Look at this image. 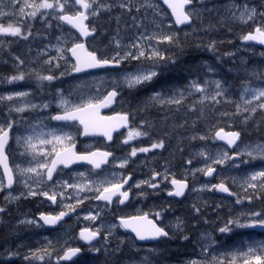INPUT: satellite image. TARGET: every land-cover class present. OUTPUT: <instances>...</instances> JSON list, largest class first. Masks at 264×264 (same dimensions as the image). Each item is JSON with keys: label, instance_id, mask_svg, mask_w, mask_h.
<instances>
[{"label": "snow or ice", "instance_id": "obj_1", "mask_svg": "<svg viewBox=\"0 0 264 264\" xmlns=\"http://www.w3.org/2000/svg\"><path fill=\"white\" fill-rule=\"evenodd\" d=\"M163 3L171 10L170 17L174 18V20L169 19L168 28L173 24L188 25L194 19L201 17L197 0H163ZM0 5H3L0 7V17L6 15L19 17L15 23L6 25L0 23V56L7 52L13 68L12 74L0 75V85H16L20 82L35 85L34 89L0 92V192L7 193L3 205H0V223H3L2 218L7 212L8 205L34 197H42L52 204H59L63 210L55 214L41 212L36 218L25 217L18 220L19 225L36 227L62 225L65 217L75 214L80 205L89 199L86 194L89 192L94 194L91 198L103 201L107 207L113 204L114 198L119 204H124L130 199L133 189L138 190V195L146 196L148 193L143 191L145 186L155 193L161 188L162 183L168 182L171 188L167 191V195L182 197L189 188L188 175L195 177L196 173H201L213 177L217 173V166L228 162H231V167L234 169L248 165L253 170L239 178L226 177L219 183L204 184L199 189L192 190L226 193L235 197V203L238 205L244 200L251 202L253 199L264 198V168L256 170L252 164L253 161H264V139L249 142L241 148L243 132L225 131L223 127L216 130L214 135L208 132L204 135L196 133L187 137L190 140L204 141L205 144L185 163L191 165L193 159L200 158L203 160V166L186 169L182 179H177L168 166H165L163 172L152 169L151 176L135 183H130L131 174L124 175L123 171L105 172L110 164L114 169H125L138 153L164 149L166 140L188 125L186 119L181 123H169L172 119L169 113H179L184 109L189 114L197 112L198 118H207L209 111L217 110L218 105L232 104L234 111L219 112V118L232 120L236 116H242V122L247 124L258 110L264 111V87H253L250 82L243 81L239 101L232 100L228 81L214 78L217 75L216 69L207 61L200 66L204 69L203 78L198 72H193L189 68L187 71L191 73L192 78L187 79V83L179 86L164 85L159 90H153L143 102V106L132 108L131 103L123 98L124 91L131 93L154 84L165 74V70L175 66L179 61V57L166 54L159 46H174L183 52L179 35L165 30L164 20L168 17V13L161 9L155 0H142L138 4H133V0H22V2L9 0L8 4H4V0H0ZM9 6L13 9L18 7V13L3 11L4 7ZM142 9L145 12L148 9L152 10V24L155 29L152 32L146 29L142 31L143 21L133 15V12L140 13ZM114 10H119L120 15H110V20L116 22V29L109 37L108 43L103 48L95 43H89L88 41H95L98 35H106L99 32L98 25L94 21H98L106 13L111 14ZM205 10L212 11V9ZM226 10L231 20L252 25L250 31L241 35L242 41L256 42L264 46V10L250 6L247 2L238 4L236 0H231ZM125 15L132 21L131 25H126V28L137 30L130 37L121 35V20ZM37 19L40 20L43 28L33 32L32 22ZM64 24L70 25L78 35L64 34ZM54 29H61V34L53 36ZM37 39H47L48 43L39 46L33 56L31 42ZM53 40L55 43L52 42ZM20 41L28 42L26 52L20 54L12 52V44H18ZM207 50L215 51L216 41H210ZM53 52L55 55H52ZM259 55L264 57V52ZM3 62L8 63L7 60ZM62 62L70 68V71L59 72L57 75L56 72L62 67ZM133 62L136 67L131 70L124 68V65H131ZM97 70L103 71L105 75L93 76V72ZM250 75L264 80V71L253 69ZM65 76H72L77 81L70 90L65 92L56 88L54 93H45L46 86H51L54 81ZM89 76H92L91 80L87 79ZM74 92L78 98L74 97ZM38 93L41 94L39 97ZM49 94L53 97L52 101L43 98L44 95ZM193 97L195 98L193 102L188 103L187 101ZM37 99L39 102H34ZM53 101L56 103V113L43 115L51 108ZM114 104H119L122 110L110 116L101 114L102 109L111 108ZM149 107H159L164 110L160 134L156 138H153L156 135V125L152 120L143 119L134 123L136 113L146 112ZM25 113L37 115L29 119L24 115ZM51 121L63 122V124L60 127H50ZM75 124L82 127L83 135L101 134L109 142L113 140V132L121 128L127 129L121 141L123 145H129L132 141L144 137L151 142L148 146H132L130 151L120 158H117L113 151L100 148L95 150L86 148L83 152H77L74 137L63 130L64 127ZM215 127L213 125V128ZM209 140L225 142L227 150L209 148L207 145ZM11 142L17 146L16 153L8 151ZM16 159H19L20 163H15ZM81 162L91 167L84 172L74 173L68 179L63 178L64 169ZM101 172L105 174L101 175ZM93 174L96 176L95 179L92 178ZM69 180L73 182L69 183ZM229 184H239L245 196L241 197L231 191ZM14 185L21 186L23 190L14 193ZM69 189L72 190L71 194L68 192ZM249 190L251 194H248ZM81 193L85 195L81 197ZM68 199H72L74 203H65ZM193 209L197 214L200 213V208L195 205ZM167 210L165 207L157 211L155 213L157 220ZM102 211L103 209L95 211L94 214L93 211H89L83 218L96 221L101 217ZM117 219L119 227L135 234L133 243L136 240L174 239V236H170L169 231L160 226L157 220L150 219L148 213L121 216ZM116 228V224L109 226L101 224L95 228L84 227L79 231V239L86 242L87 247H65L62 254H57L52 241L48 240L41 248L29 249L23 259L28 264H33L34 261L52 264L53 260L55 264H60L61 261L81 264L85 253L99 254L103 251L111 257L121 251L119 245L110 250L107 243L103 247H96L93 242L101 236L107 242ZM175 228L178 232L183 231V221L180 218H177ZM255 228L264 229V210L229 217L217 231L229 235L237 229ZM181 239L187 241L189 237L182 235ZM202 239L210 241L209 244L201 247V253L205 254V258L193 259L187 264H264V241H242L240 247L214 255L213 246L218 247L220 242L211 235H202ZM119 243L122 245L125 241L121 240ZM139 251L137 249V252ZM155 251H157L155 248L149 249L150 253ZM6 252L8 257L20 255L19 251L6 250ZM138 264H150V261L148 257H144Z\"/></svg>", "mask_w": 264, "mask_h": 264}, {"label": "flooded vegetation", "instance_id": "obj_2", "mask_svg": "<svg viewBox=\"0 0 264 264\" xmlns=\"http://www.w3.org/2000/svg\"><path fill=\"white\" fill-rule=\"evenodd\" d=\"M11 39V38H8ZM48 42V40L46 39ZM11 51H14V44L12 45ZM20 54V53H18ZM7 60L8 63H4L3 61ZM11 59H8L7 52H5L2 56H0V75H10L13 72V68L11 66ZM126 66H124L125 68ZM70 71L66 65L62 64V67L56 72L59 75V72ZM103 71H94L92 75L98 74ZM81 78H84L81 76ZM76 80L72 76L62 77L60 80L54 81L51 86H46L45 93H54L56 88H60L67 92V86L73 84ZM159 86L158 81L154 83V85ZM28 88H35L34 83H25L20 82L16 85H0V92L8 93L11 91H22ZM141 89L136 90L135 92H128L127 90L123 93V98L128 100L131 103L133 109L137 108V106H143V101L146 96ZM150 93H148L149 95ZM41 94H37L39 97ZM45 100L52 101V95H44ZM34 102H39L37 99ZM149 107L146 112H137L136 120L134 123H138L139 120L150 119L152 120V113L160 112L161 109L155 107L151 109ZM6 111V108L4 109ZM121 106L119 104H114L111 108L102 109V115H113L115 112L121 111ZM57 111L55 101L52 102V106L50 109L46 110L43 115L47 116L48 113L55 114ZM24 115L28 116L29 119H33L36 117V113H25ZM14 119L16 117H13ZM63 122L51 121L49 122L50 127H60ZM161 127L156 125V135L153 138H156L160 134L159 129ZM218 128L212 129L214 133ZM228 130H240L243 132V125L237 126H228ZM225 129V128H224ZM63 130L65 132H69L75 140L76 151L83 152L86 148L89 150H95L96 148H100L101 150L113 151L117 158L124 157L132 146L141 147L148 146L150 144V140L147 137L140 138L136 141H132L129 145H123L121 143L122 139L127 133V129L121 128L118 131L113 132V140L111 142L107 141L106 138L101 134L95 135H83V129L78 124H75L70 127H64ZM182 144L178 146L179 157L184 160L185 158L182 156L185 155V149L188 150V145L190 148L200 145L203 141L195 140L193 143ZM211 142V149L214 150L215 145H219L220 148H225L227 150V145L216 141L209 140L207 143ZM205 143V142H204ZM243 144V137L242 143ZM168 145L165 146L164 149L153 150L149 153H138L137 157L132 158L127 167L123 170L118 168H112L111 164L107 166L105 172L110 173L111 171H123L124 175L131 174L132 180L130 183H135L136 181L147 179L151 176V170L155 169L156 171L161 170V166H163V159L166 155V149ZM10 153H16L18 151L17 146L14 142H11V147L8 150ZM191 155V154H189ZM194 156H190L189 159H192ZM200 158L193 159V163ZM11 162V160H10ZM15 163H20L19 159L15 160ZM187 165V164H186ZM189 166V165H187ZM91 166L85 163H77L69 166L63 170V178L68 179L71 175L76 172H84L86 169H89ZM220 169V166H217V173ZM98 172L100 170H97ZM105 172H101V175L105 174ZM217 173L214 174L213 177L204 176L205 180L215 182ZM93 179L96 178L95 174L92 176ZM177 179H182V176H176ZM188 179L189 188L184 196L182 197H169L167 195V191L170 190L171 185H167V182L161 184V188L153 193V191L146 186L143 188V191L148 193L146 196L138 195V190L133 189L130 194V199L126 201L124 204H119L115 201L112 205L105 207V203L103 201H97L91 197H93V193H86L89 196V199L85 200L82 205L76 210L75 214L67 216L64 218L62 225L56 227H39L38 230H43L44 234H50L44 240H40L38 237L35 239H31L30 241L20 240L19 257L13 258H4V260H0V264H28L27 261L23 259V256L28 253L29 249H37L43 247L45 244H41L42 242H47L48 240L52 241L54 248L56 249L57 254H62V250L65 247H87L86 242L79 239V231L81 228L90 227L95 228L101 224L105 226H109L112 224H116L117 228L113 230V234L110 239L105 242L103 237L94 241V245L96 247H103L105 243L110 246V250L116 248L118 245L121 249L119 253L114 256H108L103 251L99 254H91L85 253L82 257L81 264H138V262L144 258L149 257L150 255L156 256L161 260H170V261H183L189 258H200L201 255V247L202 245H207L210 243L209 240H205L202 244H200V240H203L200 236L199 231H203L205 235H211L216 241L220 242V245L213 246L215 248V254L224 253L227 251H231L234 248H238L241 245V242H249L256 241L261 242L264 241V230L255 229H237L233 234L225 235L221 234L217 231L220 227L224 225V223L229 219V217H234L243 210L251 211H259L264 210V198L257 199L255 201L247 202L250 208L241 207H233V208H212L210 204H201V202L196 201L194 199L189 200V195L192 187L191 180ZM72 180H69V183H72ZM219 183V182H218ZM231 191L236 192L239 196L243 197V191L241 189H237L235 186L230 185ZM23 188L19 185H14L13 192L18 193L22 191ZM69 194L72 193V190H68ZM225 199H236L235 197L229 196L228 194H222L218 192ZM6 192H0V205L4 203V196ZM85 193H81V197H83ZM245 202V201H243ZM65 203H74L72 199H68ZM193 205L200 208V213L197 214ZM243 205V203H242ZM167 208L168 210L163 213V215L157 220L155 217V213L160 211L161 208ZM257 207V208H252ZM101 217L96 221L85 220L83 217L88 214L89 211H100ZM63 210L59 204H52L48 202L46 199L42 197H34L28 199H21L20 201L13 203L7 206V212L3 215V223H0V233L8 232L7 237L10 245L12 243L13 235H19V231L12 228L13 222L16 220L24 219L25 217H38L39 213H51L55 214L59 211ZM144 213L149 214V218L153 220H157L160 226L165 227L166 231H169L170 236H174V239L171 240H161V241H138L136 240L133 243L135 238V234L132 233L128 229H124L119 227L118 217H128V216H136L142 215ZM79 217V219H77ZM181 217L183 220V231L178 232L175 228L177 218ZM197 225L195 226V224ZM199 227L198 229H195ZM12 228V229H11ZM14 230V231H12ZM74 234V236H73ZM40 235V233H39ZM187 235L189 239L187 241L182 240L181 236ZM124 240L125 243L120 245V241ZM246 246V245H245ZM157 249L155 252H149V249ZM137 249L140 251L137 252ZM211 251V249H210ZM4 253V252H2ZM2 254L0 253V258ZM205 256V254H203ZM33 264H44V262L34 261ZM52 264H55V261H52ZM60 264H72L70 261H61Z\"/></svg>", "mask_w": 264, "mask_h": 264}, {"label": "rangeland", "instance_id": "obj_3", "mask_svg": "<svg viewBox=\"0 0 264 264\" xmlns=\"http://www.w3.org/2000/svg\"><path fill=\"white\" fill-rule=\"evenodd\" d=\"M9 0H4V4H8ZM22 2V0H21ZM142 2V0H133V4H138ZM156 3L159 4L160 8L163 9L166 13L167 11L161 6V4L155 0ZM247 2L250 6H255L259 10H264V0H236V3L243 4ZM231 3V0H197V7L201 11V17L199 19H194V23L192 25L180 30L176 31L174 27L168 28L167 25L169 23V15L167 18H165V30L171 31L173 33H177L180 38V43L183 45V52L177 47L174 46H168V45H160L161 51H164L168 55H174L179 57V61L175 66L170 67L169 69L165 70V74L162 75L158 83L160 85V88L164 85L167 86H179L187 83V79L192 78L191 73H189L186 69H181L180 67H183L179 64L180 61H183V58L186 55H192L195 62V67L191 68L193 72H198V74L203 78L204 76V69H202L200 66L203 62L207 61L210 65H212L217 72V75L214 78L218 79H224L228 81L229 85L231 86V95L230 99L239 101V93L241 91V83L243 81L250 82L251 86L253 87H264V80L258 79L254 76H251L250 73L253 69L264 71V57H261L259 54L261 52H264V50L258 49L255 46L252 45H244L240 43V37L243 33H246L247 31H250L252 28L251 24L244 25L239 23L238 21L231 20L229 18V13L226 10L227 6ZM0 7H3V5H0ZM205 9H212V11H206ZM3 11L12 12L15 11L18 13V7L13 9L12 6L4 7ZM27 11V10H26ZM111 16H118L120 15L119 10H114L111 14H104L100 18L103 17V20L99 18L98 21H94L97 23L99 32L100 33H106V35L100 36L98 35L97 39L95 41H88L89 43H95L98 47L103 48L107 43L108 39L111 36L112 33H114L116 29V22L115 20H110ZM133 15H136L139 19L143 21L144 28L141 29L142 31L146 29L148 32L154 31V25L152 24L153 20V14L152 10L148 9L146 12L144 9L141 10L140 13L133 12ZM19 19L18 15H6L4 17H0V23H4L5 25L8 23H15ZM33 23V32H36L38 30H41L43 28L42 23L40 20H35ZM132 21L130 17L127 15L124 16V18L121 20V28L122 36H133V34L137 31L135 28H126V25H131ZM211 26V27H210ZM231 29V30H229ZM63 32L66 35H77L75 32H73L70 29H67L66 26L63 25ZM61 34V29H54L52 31L53 36H58ZM187 34V35H186ZM14 39V38H11ZM216 41V50L215 51H209L207 50V45L210 41ZM55 43V41H52ZM48 42L46 39H37L31 42V46L33 48L32 55H35V50L42 46L43 44H47ZM14 44V51L18 53H24L27 50L28 42L20 41L18 44ZM12 44V45H13ZM70 46V45H69ZM111 51V49H109ZM13 52V51H12ZM17 53V54H18ZM227 53H233L234 55H226ZM52 55H55L53 52ZM8 59H10L8 53H7ZM63 64V62H62ZM185 64V63H184ZM67 66V65H66ZM126 66L125 69L131 70L132 68L136 67L135 62H133L131 65H124ZM186 67V64L184 65ZM68 67V66H67ZM247 69V71H245ZM169 71V74L171 75V79L173 80V84H170L169 76L167 75ZM105 73H98L94 74L93 76H104ZM87 79L91 80L92 76L87 77ZM77 81H75L73 84H70L67 86V91L72 88L73 85H75ZM179 84V85H178ZM159 88V89H160ZM157 89V90H159ZM167 90V89H165ZM152 91H148L144 94L145 99L147 100L149 95ZM148 93H150L148 95ZM74 97H76V93H73ZM78 98V97H76ZM195 98H190L187 102L192 103ZM143 101V102H144ZM155 107H152L151 109H154ZM159 108V107H157ZM161 109V108H160ZM218 110V111H217ZM217 110H210L209 114L207 115V118H198L199 114L197 112L192 113H186L184 109H181L179 113H169L172 117V119L169 120V123H181L185 119L188 121V125L184 129L178 130V133L172 134L167 140L166 145H168L166 149V155L163 159V166H161L160 172H163L165 169V166H168L170 168V171L175 174V176H182L184 177L186 174V169L188 168H200L203 166V160L199 159L192 163L191 165L187 166L185 161L190 158V156H195V153L204 146V141L200 143V145L194 146L193 148H190V145H188V150L185 149V155L182 156L185 159L182 160L179 157L178 153V146L182 144H189L193 143L195 140L187 139V137L194 135L196 133H199L201 135H204L208 132H211V134L214 135L212 132L213 125L217 127H227V126H237V125H243V128H246V124H244L243 117L242 116H236L232 120L227 119H220L219 118V112H233L234 111V105L228 104V105H218ZM257 112L261 113V117H264V111L258 110ZM152 117H154L153 123L155 125H159L161 127V120L164 115V110L161 109L160 112H155L151 114ZM193 121H195V124H193ZM161 129V128H160ZM159 129V132H160ZM157 133V132H156ZM158 134V133H157ZM249 135L250 133H246ZM248 141H243V144H241V148L244 144H247L249 142H256L259 140L264 139L263 137L252 136L247 137ZM217 140H215L216 142ZM209 148L211 147V142L207 143ZM216 149H225L220 148L219 145L214 146V150ZM226 150V149H225ZM239 150V149H237ZM191 154V155H189ZM231 154V153H230ZM246 159V157H245ZM239 161H237L238 163ZM252 164L254 165L256 170H260L264 168V161H253ZM220 166V169L217 173V177L215 182L205 180L203 177V174L196 173L195 177L188 175L187 178L191 180L192 187L189 195V200L194 199L196 201L201 202V204H210L212 208H233V207H241L243 208H250L247 204L248 201L244 200L241 204H236L235 199H225L223 196H221L216 191H193L192 189H199L201 185L204 184H216L220 182L221 179H224L226 177H241L246 174V172L252 171L253 169L249 167L248 165H241L239 169H234L231 167V162L225 163L224 165H218ZM167 185L169 187L170 183L167 182ZM231 185V184H230ZM237 189H241L239 187V184L233 185ZM251 194V190H249V193ZM243 196H245V193L243 192ZM257 199H253L255 201ZM217 205H220L217 207ZM257 208V207H252ZM250 212L249 210H243L241 213ZM181 219V217H179ZM182 220V219H181ZM183 221V220H182ZM18 220L13 222L14 225H18ZM197 223L195 224V226ZM199 227H196L195 229H198ZM39 227H36L34 225H28L27 231L25 233H19V235H13L12 243L8 245L7 242H3L1 244L2 250L0 253L2 254L1 258H13L14 257H8L6 250H12L17 251L19 250V237L24 234L25 238L23 240L30 241L31 239L39 238L40 240H44V238H47L50 234H44L43 230H38ZM200 236L202 237L203 231H199ZM40 233V235H39ZM74 236V234H73ZM205 240H200V244H202ZM47 242H42L41 244H46ZM201 249V248H200ZM4 252V253H2ZM202 254V253H201ZM214 254V253H212ZM200 258H189L185 259L183 261H166L158 259L154 255H150L148 257L150 264H187L188 261L196 259V260H202L205 258L203 254ZM19 257V256H16Z\"/></svg>", "mask_w": 264, "mask_h": 264}, {"label": "trees", "instance_id": "obj_4", "mask_svg": "<svg viewBox=\"0 0 264 264\" xmlns=\"http://www.w3.org/2000/svg\"><path fill=\"white\" fill-rule=\"evenodd\" d=\"M183 61L182 63H185L186 66H193V63L194 62V58L192 57V55H186L184 58H183ZM184 64V65H185ZM183 65V69L186 68L185 66ZM244 134L247 133H250L251 135H257V136H263L264 137V117H261V113L260 112H256L254 114V116L252 117V119L249 120V122L246 124V128L243 129Z\"/></svg>", "mask_w": 264, "mask_h": 264}, {"label": "water", "instance_id": "obj_5", "mask_svg": "<svg viewBox=\"0 0 264 264\" xmlns=\"http://www.w3.org/2000/svg\"><path fill=\"white\" fill-rule=\"evenodd\" d=\"M166 8H167V10L169 11V13L171 12V10L167 7V5H165L164 3H163V0H159ZM173 20H174V18H172ZM68 26H70V25H68ZM178 28H181L183 25H176ZM71 27V26H70ZM241 42L242 43H244V44H253V45H257V46H260V47H262V48H264V46H262V45H260V44H258V43H256V42H245V41H242L241 40ZM223 142V141H222ZM225 143V142H224Z\"/></svg>", "mask_w": 264, "mask_h": 264}]
</instances>
